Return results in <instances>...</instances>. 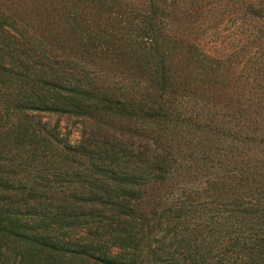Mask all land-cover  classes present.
I'll return each mask as SVG.
<instances>
[{"label":"trees","instance_id":"trees-1","mask_svg":"<svg viewBox=\"0 0 264 264\" xmlns=\"http://www.w3.org/2000/svg\"><path fill=\"white\" fill-rule=\"evenodd\" d=\"M164 261L264 264V0H0V264Z\"/></svg>","mask_w":264,"mask_h":264},{"label":"rangeland","instance_id":"rangeland-1","mask_svg":"<svg viewBox=\"0 0 264 264\" xmlns=\"http://www.w3.org/2000/svg\"><path fill=\"white\" fill-rule=\"evenodd\" d=\"M37 120H42L43 123H47L49 127H58V131L62 137L68 136L69 141L74 144L81 137V122L76 118H68L65 116H61L58 114H50V113H39L36 115ZM174 231L169 228L160 229L158 231L157 238L152 239L153 246H165L168 248L169 252H174L176 255H183L182 249H180V244L177 240H174ZM162 236L165 238L162 241ZM197 241V240H196ZM193 242L194 248L198 249L200 252H204L208 250V245L202 242ZM178 255V256H179ZM212 258L216 262H221L224 260V250L214 251ZM164 264H175L174 262H165Z\"/></svg>","mask_w":264,"mask_h":264}]
</instances>
